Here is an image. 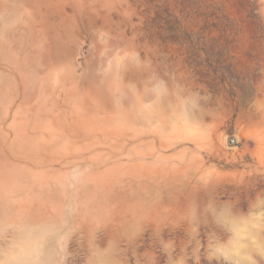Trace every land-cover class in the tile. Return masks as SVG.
<instances>
[{
	"label": "rangeland",
	"instance_id": "obj_1",
	"mask_svg": "<svg viewBox=\"0 0 264 264\" xmlns=\"http://www.w3.org/2000/svg\"><path fill=\"white\" fill-rule=\"evenodd\" d=\"M0 264H264V0H0Z\"/></svg>",
	"mask_w": 264,
	"mask_h": 264
},
{
	"label": "water",
	"instance_id": "obj_2",
	"mask_svg": "<svg viewBox=\"0 0 264 264\" xmlns=\"http://www.w3.org/2000/svg\"><path fill=\"white\" fill-rule=\"evenodd\" d=\"M230 142H231V143H234V142H235V139H231Z\"/></svg>",
	"mask_w": 264,
	"mask_h": 264
}]
</instances>
